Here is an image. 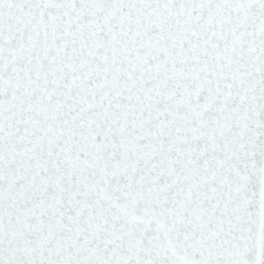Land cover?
I'll list each match as a JSON object with an SVG mask.
<instances>
[{
	"label": "snow or ice",
	"instance_id": "snow-or-ice-1",
	"mask_svg": "<svg viewBox=\"0 0 264 264\" xmlns=\"http://www.w3.org/2000/svg\"><path fill=\"white\" fill-rule=\"evenodd\" d=\"M0 264H264V0H0Z\"/></svg>",
	"mask_w": 264,
	"mask_h": 264
}]
</instances>
